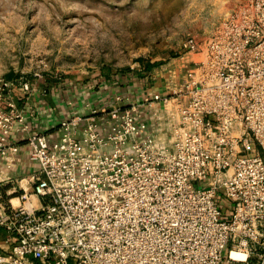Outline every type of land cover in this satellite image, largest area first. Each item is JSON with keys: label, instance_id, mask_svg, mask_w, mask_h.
<instances>
[{"label": "built area", "instance_id": "obj_1", "mask_svg": "<svg viewBox=\"0 0 264 264\" xmlns=\"http://www.w3.org/2000/svg\"><path fill=\"white\" fill-rule=\"evenodd\" d=\"M183 50L176 89L88 103L52 142L19 104L36 86L0 79V163L18 139L36 165L0 195V264H264V0Z\"/></svg>", "mask_w": 264, "mask_h": 264}, {"label": "rangeland", "instance_id": "obj_2", "mask_svg": "<svg viewBox=\"0 0 264 264\" xmlns=\"http://www.w3.org/2000/svg\"><path fill=\"white\" fill-rule=\"evenodd\" d=\"M243 1L0 0V79L49 92L124 77L170 92L198 61L183 50L186 39L208 38Z\"/></svg>", "mask_w": 264, "mask_h": 264}, {"label": "crops", "instance_id": "obj_3", "mask_svg": "<svg viewBox=\"0 0 264 264\" xmlns=\"http://www.w3.org/2000/svg\"><path fill=\"white\" fill-rule=\"evenodd\" d=\"M116 79L113 77L106 82L104 81L103 85L101 84L98 87L95 84L82 85V83L70 80L58 84L49 92L36 86L34 92L21 99L19 104L24 110L26 119L32 129L45 134L52 142L59 136L60 122L76 112H86L88 103L96 106L101 105L108 97L109 99L106 102L108 105L112 102V96L115 93L129 94L136 98L139 94L138 91L142 90L146 94L168 92V88L164 87L159 81L151 88L141 87V90H139L135 81L129 80L128 82L124 77ZM15 141L19 150L11 156V168L6 167L7 163L5 161L0 163V190L4 196L6 195L5 199L22 193V188L31 192L33 185L31 177L36 170V165L30 159V150L26 147L25 142L18 139ZM17 187L21 189L20 193H17ZM11 248L12 243L9 236L0 228V254L9 253Z\"/></svg>", "mask_w": 264, "mask_h": 264}, {"label": "trees", "instance_id": "obj_4", "mask_svg": "<svg viewBox=\"0 0 264 264\" xmlns=\"http://www.w3.org/2000/svg\"><path fill=\"white\" fill-rule=\"evenodd\" d=\"M149 67H151V66H149ZM0 192H1V190H0Z\"/></svg>", "mask_w": 264, "mask_h": 264}]
</instances>
